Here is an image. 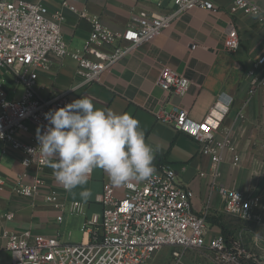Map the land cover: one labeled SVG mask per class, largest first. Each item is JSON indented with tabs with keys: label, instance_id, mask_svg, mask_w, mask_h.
Masks as SVG:
<instances>
[{
	"label": "built area",
	"instance_id": "2783aa9c",
	"mask_svg": "<svg viewBox=\"0 0 264 264\" xmlns=\"http://www.w3.org/2000/svg\"><path fill=\"white\" fill-rule=\"evenodd\" d=\"M172 8L166 14L141 11L133 14L127 28L116 32L99 17H92V31L82 50L71 51L65 43L61 23L64 9L76 8L63 1L62 9L45 16L39 3L23 0H0V68L11 72L17 84L24 88L23 96L10 100L0 83V149L23 153L24 172L14 186V192L26 199L42 196L47 206L58 213L62 222L66 214H85V205L62 201L60 192H66L57 183L52 186L45 178L49 168L39 153L37 129L46 131L45 113L73 102L69 92L43 99L37 96V70L46 68L51 54L58 58L70 57L77 62V73L83 85L102 83L103 75L122 59L135 53L144 44L154 41L172 27L186 12L202 10L212 13L228 12L234 20L238 15L253 17L264 25V8L254 0H231L229 7L220 8L214 0H170ZM162 8V2L158 3ZM224 40V47L234 52L240 47V36L235 21ZM249 83L248 101L264 93V56L256 60L245 74ZM158 85L168 95L181 96L188 92L191 82L170 68H164ZM233 101L216 104L201 123H192L188 112L160 111L157 120L173 126L177 131L194 138L199 153L211 161L212 188L221 196L227 214L239 220L264 228V206L258 196H247L219 186L220 167L231 155V164L238 167L241 158L234 144L232 130H223L222 122ZM35 129V133H32ZM221 132L220 138L216 136ZM30 136L21 140L18 134ZM35 151H29V150ZM30 169L35 170L31 183H25ZM93 172L90 174L92 176ZM205 176V174H200ZM56 181V180H55ZM6 181L0 173V193ZM122 198L115 195L110 183L104 184L97 198L100 213L86 217L80 243H65L60 235L48 237L33 235L31 231L16 233L0 229V264H151L163 248H175L172 264H180L187 250L209 251L213 264H264V256L246 246L241 238L229 239L219 235L207 242L208 210L196 214L193 208L195 194L179 180L170 166H162L152 177L138 186H124ZM14 214H0V221H11ZM9 254V263L2 260Z\"/></svg>",
	"mask_w": 264,
	"mask_h": 264
},
{
	"label": "crops",
	"instance_id": "0c3cea01",
	"mask_svg": "<svg viewBox=\"0 0 264 264\" xmlns=\"http://www.w3.org/2000/svg\"><path fill=\"white\" fill-rule=\"evenodd\" d=\"M23 1L41 4L45 16L50 17L62 9L64 0ZM67 1L76 8V12L64 9L61 23L63 39L71 51L84 48L92 31V17H99L113 31L123 32L133 14L141 11L166 14L172 8L170 0ZM254 1L264 8V0ZM160 2L162 8L158 7ZM214 2L220 8H227L231 0ZM232 20L228 12L193 10L183 13L171 28L154 41L144 44L108 70L103 75L102 83L98 84L83 85V77L77 73L74 59L58 58L51 54L47 67L37 70L35 91L43 99L69 92L68 98L72 101L86 97L96 108L133 116L140 123L146 143L154 149L158 148L154 158H158L162 165L172 167L178 180L194 192V212L202 214L208 210L207 242L219 235L229 239L241 238L248 248L264 256V228L226 213L224 201L216 188H212L211 161L199 153L198 142L157 120L160 111L177 109L187 111L192 123H201L216 104H228L232 100L222 128L233 131L241 163L238 167L233 166L228 154L220 167L218 184L247 196H258L264 206V93H258L248 101L250 86L245 77L253 63L264 56V25L251 16H236L233 21L238 28L240 47L229 52L224 47V40ZM164 68H170L190 80L191 87L186 94L168 95L162 90L158 80ZM0 83L8 98L12 96V100H18L23 96L24 88L16 83L11 72L3 68H0ZM35 132L32 129V133ZM18 136L24 141L30 137L22 133ZM216 136L220 138L221 132H217ZM22 157V152L8 149L7 154H3L0 149V173L6 181L0 193V214H14L11 221H0V229L16 233L31 231L33 235L48 237L59 234L65 243L79 241L77 234L85 218L102 210L97 198L102 194L104 184H112L107 173L100 168L93 171L88 184L83 186L91 190L87 201L79 195L83 188L78 187L71 193L60 192L62 201L67 205L71 202L83 203L85 214H66L64 220L59 222L58 213L45 204L42 196L31 200L14 192V186L24 172ZM154 167L155 171L159 169ZM35 173L34 169H30L25 183H31ZM45 178L49 184L58 187L50 167L45 172ZM144 182L131 183L141 186ZM113 187L115 195L122 198L125 187ZM253 228L261 233H253ZM252 238L256 239L257 248L252 246ZM164 249L171 250L167 264H172V254L176 249ZM161 251L151 264L165 263V256L158 255ZM5 255L8 254L4 253L3 257ZM180 264L213 263L209 259V251L204 249L185 251Z\"/></svg>",
	"mask_w": 264,
	"mask_h": 264
},
{
	"label": "clouds",
	"instance_id": "9594fccd",
	"mask_svg": "<svg viewBox=\"0 0 264 264\" xmlns=\"http://www.w3.org/2000/svg\"><path fill=\"white\" fill-rule=\"evenodd\" d=\"M44 115L48 126L43 134L37 129L39 153L65 191L83 188L79 195L87 201L91 190L83 186L97 168L116 187L148 180L154 174L158 148L146 143L139 121L130 114L96 108L90 99L81 97Z\"/></svg>",
	"mask_w": 264,
	"mask_h": 264
},
{
	"label": "rangeland",
	"instance_id": "374dc122",
	"mask_svg": "<svg viewBox=\"0 0 264 264\" xmlns=\"http://www.w3.org/2000/svg\"><path fill=\"white\" fill-rule=\"evenodd\" d=\"M10 100H12V96L9 98ZM244 224V223H243ZM252 232L253 233H261V231H259V230H257L256 228H253L252 229ZM79 235V237H80V240L79 241H77V242H75V243H80L81 242V240H82V237H83V235H82V232L80 231V232H78V234H77V236ZM253 235V234H252ZM76 236V237H77ZM252 243H253V245L252 246H254L255 248H257L256 246H257V241H256V239L255 238H252V241H251ZM170 254H171V250L170 249H164V250H162L158 255H160V256H165V258H164V260H165V263L164 264H167V262H168V259H169V257H170ZM2 260L4 261V262H7V263H9V254L8 255H5L4 257L2 256Z\"/></svg>",
	"mask_w": 264,
	"mask_h": 264
},
{
	"label": "trees",
	"instance_id": "16d2710c",
	"mask_svg": "<svg viewBox=\"0 0 264 264\" xmlns=\"http://www.w3.org/2000/svg\"><path fill=\"white\" fill-rule=\"evenodd\" d=\"M153 164L157 167L160 168L164 165H162V163L158 162V158H154ZM222 230H225V228L223 226H221ZM225 236V235H224Z\"/></svg>",
	"mask_w": 264,
	"mask_h": 264
}]
</instances>
